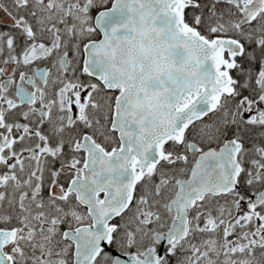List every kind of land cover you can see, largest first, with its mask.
<instances>
[{
    "label": "snow or ice",
    "instance_id": "1",
    "mask_svg": "<svg viewBox=\"0 0 264 264\" xmlns=\"http://www.w3.org/2000/svg\"><path fill=\"white\" fill-rule=\"evenodd\" d=\"M0 264H264V0H0Z\"/></svg>",
    "mask_w": 264,
    "mask_h": 264
}]
</instances>
